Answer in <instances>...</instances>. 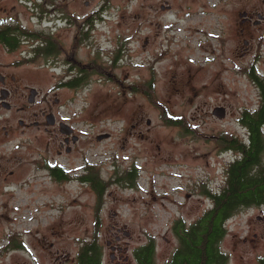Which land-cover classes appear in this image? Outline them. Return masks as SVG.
I'll list each match as a JSON object with an SVG mask.
<instances>
[{
	"label": "rangeland",
	"instance_id": "1",
	"mask_svg": "<svg viewBox=\"0 0 264 264\" xmlns=\"http://www.w3.org/2000/svg\"><path fill=\"white\" fill-rule=\"evenodd\" d=\"M78 6L73 16L84 22L86 15L94 30L77 54L95 59L103 73L71 99V112L85 113L79 126L85 138L68 167L92 173L105 189L99 195L76 179L0 186V264H34L46 253L53 264L58 249L76 257L94 238L102 264H111L112 225L131 233L123 236L129 255L153 239L157 264H166L178 246L176 222L197 220L212 204L206 192L224 184L237 152L224 149L223 137L245 138L241 115L260 104L250 69L264 78V24L243 35L239 12L264 13V0H79ZM47 63L44 57L33 67L46 71ZM219 104L227 107L224 119L213 114ZM169 115L184 116L182 123L168 122ZM105 133L110 138L98 141ZM135 169L131 182L126 174ZM48 227L54 233L45 246L34 247ZM226 227L221 248L230 264H259L264 204L240 208ZM21 241L30 251L14 248Z\"/></svg>",
	"mask_w": 264,
	"mask_h": 264
},
{
	"label": "flooded vegetation",
	"instance_id": "2",
	"mask_svg": "<svg viewBox=\"0 0 264 264\" xmlns=\"http://www.w3.org/2000/svg\"><path fill=\"white\" fill-rule=\"evenodd\" d=\"M78 2L74 0L71 7V0H0V186H25L40 179L87 181V175L80 176L74 167H68L69 156L79 153L85 138L79 129L85 113L81 115L79 109L72 113L70 103L76 94L90 87L93 75L103 71L95 59L85 61L77 54L83 44L91 41L94 30L86 15L84 22L73 16L80 10ZM239 16L243 35L264 24V13L258 10H242ZM244 43L248 45V39ZM44 57L48 70L33 67ZM258 88L260 107L264 96ZM217 108H225L227 116L225 105H216L214 110ZM183 117L169 115L165 120L179 125ZM244 128L249 135L248 128ZM24 169L30 172L20 176ZM136 171L129 170L126 176ZM53 233L48 227L31 244L41 248ZM110 233H114L107 242L113 256L111 264H139L135 252L129 255L130 247L123 244V236L130 237L131 233L116 225ZM14 248L30 251L22 241ZM47 257V253L40 254L33 263L46 264ZM77 262L78 253L74 257L60 248L53 264Z\"/></svg>",
	"mask_w": 264,
	"mask_h": 264
},
{
	"label": "trees",
	"instance_id": "3",
	"mask_svg": "<svg viewBox=\"0 0 264 264\" xmlns=\"http://www.w3.org/2000/svg\"><path fill=\"white\" fill-rule=\"evenodd\" d=\"M250 77L258 81L264 96V78L256 72L254 65ZM240 122L248 128L249 135L245 138L223 137L221 141L225 144H222L224 149L237 152L226 168L223 186L217 191L206 192L212 204L197 220L189 224L182 219L176 222L178 246L166 264H230L229 254L221 248L227 234V221L240 208L264 204V101L255 110L244 111ZM126 178L133 182L134 173H129ZM86 179L99 195L103 194V181H98L92 173ZM134 252L139 264H157L153 239ZM102 263L103 249L98 240L85 242L78 253L77 264ZM259 264H264V257Z\"/></svg>",
	"mask_w": 264,
	"mask_h": 264
},
{
	"label": "water",
	"instance_id": "4",
	"mask_svg": "<svg viewBox=\"0 0 264 264\" xmlns=\"http://www.w3.org/2000/svg\"><path fill=\"white\" fill-rule=\"evenodd\" d=\"M214 114L220 118V119H224L226 117V109L225 108H217L214 110ZM150 124V121L148 122ZM110 137V134L108 133H105V134H101L98 136V140H103V139H106V138H109ZM127 236H129V234L127 233L126 234ZM111 258L113 259V256L111 255Z\"/></svg>",
	"mask_w": 264,
	"mask_h": 264
}]
</instances>
